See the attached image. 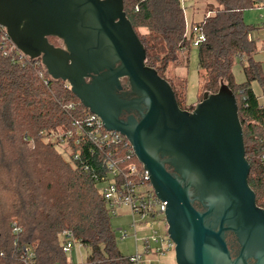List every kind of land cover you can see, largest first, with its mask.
<instances>
[{
    "label": "trees",
    "instance_id": "1",
    "mask_svg": "<svg viewBox=\"0 0 264 264\" xmlns=\"http://www.w3.org/2000/svg\"><path fill=\"white\" fill-rule=\"evenodd\" d=\"M215 1L217 6L208 5L203 19L191 24L189 35L181 0H123V11L145 49V63L170 84L181 109L191 110L185 104V77L180 89L175 78L167 77V68L181 54L186 63L194 39L202 36L195 46L197 98L205 91L215 93L221 82L234 94L248 185L264 209V105L251 87L256 82L264 97V72L253 59L256 42L248 37L254 26L242 18L243 10L264 0ZM48 41L61 43L51 36ZM235 59L242 82L231 73ZM87 112L66 82L50 78L39 58L19 59L0 39V264H23V245L33 250L34 264H73L62 250L63 230L88 248L78 264H130L115 245L111 208L97 184L108 177V162L120 169L133 164L136 175L123 170L121 176L148 181L140 176L142 167L124 137L103 144L88 138V129L76 132L73 122L82 123ZM67 130L72 136L66 140L51 137V132ZM56 144L69 149L67 159ZM13 223L22 230L13 232Z\"/></svg>",
    "mask_w": 264,
    "mask_h": 264
},
{
    "label": "water",
    "instance_id": "2",
    "mask_svg": "<svg viewBox=\"0 0 264 264\" xmlns=\"http://www.w3.org/2000/svg\"><path fill=\"white\" fill-rule=\"evenodd\" d=\"M0 26L127 140L166 202L176 264H264V209L248 185L237 104L225 83L191 110L179 108L170 84L145 63L123 0H0Z\"/></svg>",
    "mask_w": 264,
    "mask_h": 264
},
{
    "label": "built area",
    "instance_id": "3",
    "mask_svg": "<svg viewBox=\"0 0 264 264\" xmlns=\"http://www.w3.org/2000/svg\"><path fill=\"white\" fill-rule=\"evenodd\" d=\"M1 28L0 39L5 49H7V47L14 48L19 59L28 58L15 47L9 39L5 29L3 27ZM193 31L196 32V29L193 28ZM200 40H202V36L199 35L194 39L193 46H196ZM4 53H6V51H4ZM68 107H70V105H68ZM73 125L76 127V132H81L82 128L88 129L89 132L87 136L95 143H117L120 141V138L123 137L117 132L106 130L100 118L89 111L82 123L74 121ZM71 136V130L65 132H51L52 138L61 141ZM76 142L75 140V143ZM107 169L109 170L108 177L103 176L100 178V182L104 183L100 188L101 194L108 202L112 213L115 212L116 208L124 205L128 209V214L131 216L130 226L133 229L135 252L127 256L129 263L161 264L154 260L153 257L163 256L169 250L174 251V243L166 232L167 224L164 216L166 202L160 201L155 196L148 180V173L143 168L140 176L143 180L148 181V184L143 182L134 183L133 178L127 179L126 176H121L123 170H127L131 176L136 175V167L133 164H129L123 169H120L108 162ZM12 230L17 233L21 231L22 228L13 223ZM124 236H126L125 232L122 234V237ZM61 238L62 250L65 253L69 252L75 244H81L76 241L67 230L61 232ZM20 256L23 264H34V252L29 246L23 245L21 247Z\"/></svg>",
    "mask_w": 264,
    "mask_h": 264
},
{
    "label": "rangeland",
    "instance_id": "4",
    "mask_svg": "<svg viewBox=\"0 0 264 264\" xmlns=\"http://www.w3.org/2000/svg\"><path fill=\"white\" fill-rule=\"evenodd\" d=\"M181 1L182 6L184 7L186 34L189 35L191 21L193 18L195 19L197 17L196 13H198V11L194 8L195 0ZM242 18L246 24L254 26V29L249 31L248 37L254 39L256 42L257 49L253 54V59L260 62L262 71L264 72V1L258 3V5L243 10ZM138 32H143V29H138ZM174 64L175 63H172V65ZM231 73L236 82H242L244 80L242 69L237 59L234 60L231 66ZM169 74H167V77L175 78V86L180 89L183 87L182 79L185 77V104L192 109L202 97L201 95L197 98L199 83L197 78V49L195 46H191L190 51L188 52L187 62L184 67V77L176 76L174 70L170 71ZM251 87L253 92L258 96L259 103L264 105V97L261 95L258 84L253 82ZM55 148L61 152L64 159H67L69 153L68 148L64 149L63 146L58 144L55 145ZM103 184L104 183L100 182L97 184V187L100 189ZM130 222L131 216L128 214V209L124 205L116 208L114 213H110V223L114 233L115 245L125 256L132 255L135 252V241ZM124 232L126 233V236L122 237ZM87 253L88 248L82 244H75L70 251L66 253V258L69 262L78 264L84 262ZM153 259L161 264H176L173 250H169L163 256L153 257Z\"/></svg>",
    "mask_w": 264,
    "mask_h": 264
},
{
    "label": "crops",
    "instance_id": "5",
    "mask_svg": "<svg viewBox=\"0 0 264 264\" xmlns=\"http://www.w3.org/2000/svg\"><path fill=\"white\" fill-rule=\"evenodd\" d=\"M194 3H195L194 8L198 11V13H196L197 17L195 19L194 18L192 19L191 24L195 22H199L203 19V17L206 15V7L208 5L217 6V3L215 0H197V1L195 0ZM184 19H185V16H184ZM140 29H143V32H146L145 28H140ZM184 67H185V57L184 55L181 54L179 63H175L174 65L172 64L169 65L167 68V71L169 74L170 71L174 70V73L176 76L184 77Z\"/></svg>",
    "mask_w": 264,
    "mask_h": 264
}]
</instances>
